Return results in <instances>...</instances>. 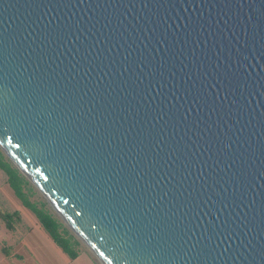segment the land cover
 <instances>
[{
    "label": "water",
    "instance_id": "obj_1",
    "mask_svg": "<svg viewBox=\"0 0 264 264\" xmlns=\"http://www.w3.org/2000/svg\"><path fill=\"white\" fill-rule=\"evenodd\" d=\"M0 150L100 264H264V0H0Z\"/></svg>",
    "mask_w": 264,
    "mask_h": 264
},
{
    "label": "crops",
    "instance_id": "obj_2",
    "mask_svg": "<svg viewBox=\"0 0 264 264\" xmlns=\"http://www.w3.org/2000/svg\"><path fill=\"white\" fill-rule=\"evenodd\" d=\"M9 215L6 226L1 215ZM71 259L50 238L9 187L0 170V264H100L90 251Z\"/></svg>",
    "mask_w": 264,
    "mask_h": 264
},
{
    "label": "trees",
    "instance_id": "obj_3",
    "mask_svg": "<svg viewBox=\"0 0 264 264\" xmlns=\"http://www.w3.org/2000/svg\"><path fill=\"white\" fill-rule=\"evenodd\" d=\"M0 170L6 176V181L12 189L14 195L34 214L41 227L48 233L53 242L62 249L71 259L77 256L75 247L78 245L76 238L71 235L62 225V223L45 208L44 203L36 204L29 200L25 189L29 182L23 175L12 165L0 150ZM29 190V189H28ZM7 227H9V215H1Z\"/></svg>",
    "mask_w": 264,
    "mask_h": 264
},
{
    "label": "rangeland",
    "instance_id": "obj_4",
    "mask_svg": "<svg viewBox=\"0 0 264 264\" xmlns=\"http://www.w3.org/2000/svg\"><path fill=\"white\" fill-rule=\"evenodd\" d=\"M6 157V156H5ZM6 159H8L6 157ZM9 161V159H8ZM13 165V164H12ZM14 166V165H13ZM21 174V173H20ZM22 175V174H21ZM26 179V178H25ZM27 180V179H26ZM28 181V180H27ZM29 182V181H28ZM29 189V190H28ZM25 192L27 193L29 200L33 203L36 204H40V203H44L45 204V208L49 211V213H51V215H53L54 217H56L63 225V227L71 234L73 235L76 240L79 242L78 245L75 247V249L79 250V251H89V249L84 245V243H82L75 235L74 233L69 229V227L64 223V221L59 217V215L56 213V211L49 205V203L46 201V199L44 198V196L34 187V185L29 182V185L27 186V188L25 189ZM28 215H32L34 216V214L32 212H30L28 210Z\"/></svg>",
    "mask_w": 264,
    "mask_h": 264
}]
</instances>
